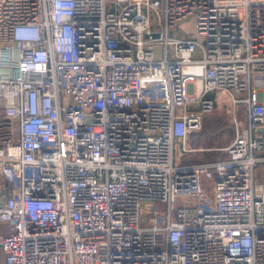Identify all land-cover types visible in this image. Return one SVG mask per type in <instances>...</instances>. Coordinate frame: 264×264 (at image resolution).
<instances>
[{
  "label": "built area",
  "instance_id": "obj_1",
  "mask_svg": "<svg viewBox=\"0 0 264 264\" xmlns=\"http://www.w3.org/2000/svg\"><path fill=\"white\" fill-rule=\"evenodd\" d=\"M228 97L227 157L182 162ZM260 129L264 0H0L4 264H264Z\"/></svg>",
  "mask_w": 264,
  "mask_h": 264
},
{
  "label": "rangeland",
  "instance_id": "obj_2",
  "mask_svg": "<svg viewBox=\"0 0 264 264\" xmlns=\"http://www.w3.org/2000/svg\"><path fill=\"white\" fill-rule=\"evenodd\" d=\"M153 26H158V14L154 10L149 11ZM192 28L191 19H186L178 24V27L170 30L173 36H188ZM230 102L219 104L211 113L205 115L202 128L193 132L188 140L191 152L182 157V162H201L205 160L221 159L226 156L225 147H227L235 138V127L232 122L233 114ZM237 118L239 112L236 111ZM239 119V118H238ZM181 163V160L179 161Z\"/></svg>",
  "mask_w": 264,
  "mask_h": 264
},
{
  "label": "crops",
  "instance_id": "obj_3",
  "mask_svg": "<svg viewBox=\"0 0 264 264\" xmlns=\"http://www.w3.org/2000/svg\"><path fill=\"white\" fill-rule=\"evenodd\" d=\"M211 96H215V94L214 93H212V94H210ZM240 95H243V96H245L246 95V93H241ZM227 102H230L229 104H230V106L231 105H233V106H231L232 108H235L236 107V111H238L239 112V120L243 123V124H246L247 123V110H246V106L244 105V104H237V105H235V104H233L232 103V100H231V98L230 97H228V98H226L225 100H223V101H220V102H218V103H222V104H224V103H227ZM218 107V106H217ZM206 118H205V116H204V119H203V121L205 120ZM225 153H226V156L225 157H227V152L225 151ZM185 155H187V154H185ZM184 155V156H185ZM259 156H261V157H264V152L263 153H259L258 154ZM224 157V158H225ZM200 162V161H199ZM258 171H257V177H258V179H259V181H261V182H264V160H262L261 162H259V164H258ZM5 182V179H4V177H3V175L0 173V186L2 185V183H4ZM1 229H3V226L2 225H0V230ZM4 262H5V254L2 252V251H0V264H4Z\"/></svg>",
  "mask_w": 264,
  "mask_h": 264
},
{
  "label": "trees",
  "instance_id": "obj_4",
  "mask_svg": "<svg viewBox=\"0 0 264 264\" xmlns=\"http://www.w3.org/2000/svg\"><path fill=\"white\" fill-rule=\"evenodd\" d=\"M225 157V156H224ZM223 158V157H222ZM214 160H216V159H214ZM205 161H208V160H205ZM184 162H187V160H185Z\"/></svg>",
  "mask_w": 264,
  "mask_h": 264
},
{
  "label": "water",
  "instance_id": "obj_5",
  "mask_svg": "<svg viewBox=\"0 0 264 264\" xmlns=\"http://www.w3.org/2000/svg\"><path fill=\"white\" fill-rule=\"evenodd\" d=\"M260 130H264V129H260Z\"/></svg>",
  "mask_w": 264,
  "mask_h": 264
}]
</instances>
